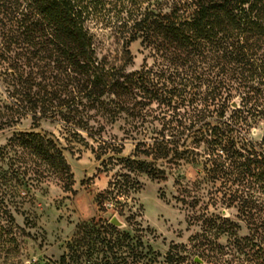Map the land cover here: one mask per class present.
Segmentation results:
<instances>
[{
  "label": "trees",
  "instance_id": "1",
  "mask_svg": "<svg viewBox=\"0 0 264 264\" xmlns=\"http://www.w3.org/2000/svg\"><path fill=\"white\" fill-rule=\"evenodd\" d=\"M106 2L0 0V129L32 121L0 148V264H25L30 234L16 215L44 184L56 181L74 194L65 152L76 144L106 171L118 168L101 195L116 204L141 190L140 175L167 181L166 165H200L203 181L195 186L209 184L212 206L236 209V223L223 212L193 217L206 225V237H233L227 246L199 242L197 258L264 264V136L252 138L264 124V0L114 2L122 43L116 58L101 55L93 31ZM135 42L147 56L129 70ZM44 120L61 127L68 147L39 131ZM119 122L122 137H107ZM128 141L134 150L122 157ZM200 202L194 197L192 207ZM126 240L111 219H95L77 226L58 260L43 264L155 263L142 243L135 253ZM183 260L168 254L166 263Z\"/></svg>",
  "mask_w": 264,
  "mask_h": 264
},
{
  "label": "rangeland",
  "instance_id": "2",
  "mask_svg": "<svg viewBox=\"0 0 264 264\" xmlns=\"http://www.w3.org/2000/svg\"><path fill=\"white\" fill-rule=\"evenodd\" d=\"M106 1L108 4L105 8L94 13L93 31L100 41L101 55L116 58L121 54L122 43L116 38L120 30L115 16L117 8L113 3L126 0ZM131 51L135 61L129 70L140 69L147 53L140 42L133 43ZM2 71L0 67V100H5ZM122 124L119 122L108 127L107 137L121 138L122 132L119 128ZM31 128L32 121L28 119L16 128L0 129V148L7 144L15 132L28 131ZM39 131L54 134L64 147H68L58 124L44 120ZM263 136L264 124H261L253 130L252 138L259 142ZM133 150L134 144L126 142L122 157L130 156ZM65 155L75 176L74 194L64 192L61 184L56 181L44 184L41 187L43 191H37L34 199L26 203L20 214L16 215L17 223L30 234L23 243L25 264H43L46 259L58 260L77 226L95 219L107 222L109 219L118 218L122 223L119 230L131 238L125 241V245H130L136 253L142 249L143 244L150 251V257L155 260L154 264H168V254L183 258L179 264H198L195 259L201 255V249L197 247L199 242L209 241L213 245L227 246L233 238L227 235L206 237V225L193 224V217L201 214L208 217L219 216L221 212L224 213V218L236 223V209L212 206V187L209 184L195 186L197 181H203V175H199L202 171L200 165L182 163L174 169L166 165L167 181L140 175L138 180L141 190L132 194L127 201L121 199V204H116L105 200L101 195L108 191L109 184L118 171L117 167L106 171L102 161L97 160L91 149L79 144L71 150L69 148ZM194 197L201 200L197 208H193L191 204ZM121 207H124L123 210ZM246 234L243 227L239 235L243 237Z\"/></svg>",
  "mask_w": 264,
  "mask_h": 264
},
{
  "label": "water",
  "instance_id": "3",
  "mask_svg": "<svg viewBox=\"0 0 264 264\" xmlns=\"http://www.w3.org/2000/svg\"><path fill=\"white\" fill-rule=\"evenodd\" d=\"M111 224H113L116 227H122V223H120V221L116 217L111 220ZM195 261L197 263L204 264V262L200 260L199 258H196Z\"/></svg>",
  "mask_w": 264,
  "mask_h": 264
}]
</instances>
